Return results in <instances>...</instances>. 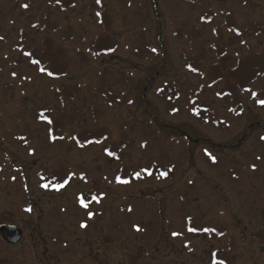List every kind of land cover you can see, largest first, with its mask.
<instances>
[{
    "label": "rangeland",
    "instance_id": "obj_1",
    "mask_svg": "<svg viewBox=\"0 0 264 264\" xmlns=\"http://www.w3.org/2000/svg\"><path fill=\"white\" fill-rule=\"evenodd\" d=\"M74 4L64 12L47 0H0V225L23 231L17 245L0 236V264H218L214 252L228 251L231 242L235 264H264V106L251 92L242 115L231 116L215 88L207 100L226 125H204L190 103L200 80L185 69L195 52L190 42L205 44L209 61L215 60L214 26L228 14L241 28L257 24L263 33L243 43L225 30L223 62L234 65L248 49L263 51L264 0ZM46 16L76 34L68 79L74 98L65 109L72 124L57 139L36 114L59 116L62 82L41 74L19 49L22 32L42 37L36 27ZM101 18L113 25L115 51L98 58L90 46L103 31ZM168 84L178 87L177 101L158 97ZM261 88L264 77L252 91ZM96 114L110 140L126 144L117 161L108 158L105 143L81 148L73 139L96 127ZM153 166L173 174L118 180L122 167L133 173ZM53 167L71 175L58 191L42 182ZM86 179L98 181L103 194L91 206L78 201L91 192ZM189 218L196 228L206 225L226 236L189 232Z\"/></svg>",
    "mask_w": 264,
    "mask_h": 264
},
{
    "label": "trees",
    "instance_id": "obj_2",
    "mask_svg": "<svg viewBox=\"0 0 264 264\" xmlns=\"http://www.w3.org/2000/svg\"><path fill=\"white\" fill-rule=\"evenodd\" d=\"M47 1L53 6H58L64 12L70 11L75 5L74 0ZM101 22L103 24V31L93 39L90 46L91 54L98 58L112 56L115 51V42H113V38L110 34L113 25L110 22H106L104 18H101ZM36 28H40L38 30L43 31L42 37L40 39L31 38L27 32H22V34H20L21 42L19 44V49L29 60L30 65L36 67L41 74H44L52 81L62 82L58 90L62 109L59 116H55L54 112L51 110L41 111L36 114L38 121L47 125L51 137L57 139L61 137L59 136L60 133H63L72 124L65 109L69 101L74 98V89L70 85L71 83L68 79L72 70L70 46L76 34L72 28L63 29V27L58 24H54L48 16H46L43 25ZM225 30L237 33L243 43L263 33L262 26L257 24L241 28L238 22L235 21L234 16L228 14L222 24L214 26V34L217 41L213 45L215 54V60L213 62L209 61L208 48L205 44L190 42L191 48L193 50L195 49V52L186 59L185 69L189 73L196 75L200 80L197 89L192 91L190 96V103L192 105L191 112L193 117L200 123L216 128L225 126L226 122L219 117L216 106L207 100L210 92L215 88L217 89V98L226 100L229 103V114L231 116L242 115L245 96L251 92L259 106H264V103H261L264 101V88L255 92L252 91L256 83L264 77V50L254 51L248 49L247 53L242 56L237 55L234 65L226 64L223 62L227 54V48L225 44H223ZM58 31H61L59 40L55 37ZM198 35L199 33L195 32L193 34V39L196 37L199 39L200 36ZM157 95L159 98L165 97L169 102L177 101L180 96L178 87L172 84L161 87ZM95 117L97 119L96 127L83 128L73 135L76 145L81 148H86L93 145H103L105 143V152L108 158L116 161L119 160L126 144L122 140H110L109 131L101 124V117H98V114H96ZM178 132L180 134L184 133L182 131ZM193 142L196 143V141ZM172 172V169L169 167L159 168L153 166L146 172L139 170L132 173L131 170L122 167L119 172L118 180L120 182H126L130 180L131 177L137 178V176H141V178L146 176V179L159 177L167 179L170 178V175L172 176ZM69 176L71 177L68 168L53 167L51 170L47 171L43 177V186L46 189L58 191L68 185ZM86 176L87 175H83V178ZM91 182L90 179H86V183H91L92 189L89 194L79 196L78 201L80 204L81 201H83V205L91 206L103 196L99 182L96 180H92ZM194 223L195 221L189 218L186 228L189 232L198 236L206 234V231L212 232L217 237H220V239L226 236V232H220L218 229L206 225L205 227L199 226V228H196L197 226ZM235 244L236 242H231L228 251L220 250L214 252V262L218 264H235Z\"/></svg>",
    "mask_w": 264,
    "mask_h": 264
},
{
    "label": "water",
    "instance_id": "obj_3",
    "mask_svg": "<svg viewBox=\"0 0 264 264\" xmlns=\"http://www.w3.org/2000/svg\"><path fill=\"white\" fill-rule=\"evenodd\" d=\"M0 236L10 245H17L23 238V231L16 226L0 225Z\"/></svg>",
    "mask_w": 264,
    "mask_h": 264
},
{
    "label": "snow or ice",
    "instance_id": "obj_4",
    "mask_svg": "<svg viewBox=\"0 0 264 264\" xmlns=\"http://www.w3.org/2000/svg\"><path fill=\"white\" fill-rule=\"evenodd\" d=\"M261 103H264V101H262ZM81 204H82V206H86V205H83V201H81Z\"/></svg>",
    "mask_w": 264,
    "mask_h": 264
}]
</instances>
